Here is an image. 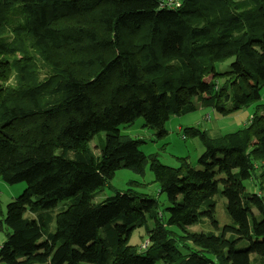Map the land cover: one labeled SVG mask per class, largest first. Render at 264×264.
Wrapping results in <instances>:
<instances>
[{"label": "trees", "instance_id": "obj_1", "mask_svg": "<svg viewBox=\"0 0 264 264\" xmlns=\"http://www.w3.org/2000/svg\"><path fill=\"white\" fill-rule=\"evenodd\" d=\"M263 85L264 0H0V179L26 184L0 220V264H264V103L236 131L187 127L204 148L195 167L146 156L119 128L141 117L161 136L171 116L227 115ZM146 167L161 211L132 189L92 205L118 169ZM216 195L230 223L215 219ZM205 218L210 230L187 228Z\"/></svg>", "mask_w": 264, "mask_h": 264}, {"label": "rangeland", "instance_id": "obj_2", "mask_svg": "<svg viewBox=\"0 0 264 264\" xmlns=\"http://www.w3.org/2000/svg\"><path fill=\"white\" fill-rule=\"evenodd\" d=\"M231 60H227L225 63L216 64V70L218 72H224L229 69V63ZM36 70L38 79L42 80L50 76L51 70L48 66L43 64L41 60H36ZM14 74L9 79V84H14ZM210 75L206 77L208 80ZM225 78L215 79V84L219 87ZM51 101L52 95H49ZM264 103V85L260 90V99L256 102L250 103L247 106L239 108L227 115H221L212 109L200 108L194 112L176 116L173 115L165 123V134L158 136L156 130L144 125L143 118L136 119L133 123L120 126V134L124 139H135L140 143L139 149L146 155H155L156 158L163 164L169 166L178 165V157H185L191 166H196L198 157L203 153L204 148L198 136H185V130L187 127H199L205 129L208 136L214 137L220 134L239 130L248 125L250 117L255 112L257 105ZM185 136L183 138L182 136ZM104 132H100L94 136L90 141V148L97 153L96 145L100 140H104ZM260 172V168H257V174ZM26 187L25 182H18L14 184H8L0 179V220L5 215L6 205L13 198L18 197L23 193ZM132 189L138 193V196L145 202L147 199H155L156 209L161 211L168 202L164 193H159L158 184L153 181L152 173L149 168H145L143 176L137 175L128 169H118L113 178L109 180L101 189L94 193L91 200L92 205H96L105 197L113 195L116 191H126ZM246 189L252 192L260 193L259 181L252 179L246 184ZM216 200L214 217L218 220L219 224L230 223V218L225 207L226 199L220 195L214 197ZM68 203V200L58 202L57 210L61 207V204ZM164 212V211H163ZM159 214V213H158ZM52 223L51 227H53ZM3 226V225H2ZM191 231L206 232L211 229L208 219L200 220L187 227ZM5 240V234L0 229V244ZM130 245L138 246L140 250L147 245V237L143 228H135L129 239ZM210 258H212L210 256ZM214 264H217L216 261Z\"/></svg>", "mask_w": 264, "mask_h": 264}, {"label": "built area", "instance_id": "obj_3", "mask_svg": "<svg viewBox=\"0 0 264 264\" xmlns=\"http://www.w3.org/2000/svg\"><path fill=\"white\" fill-rule=\"evenodd\" d=\"M183 138H185V136H182Z\"/></svg>", "mask_w": 264, "mask_h": 264}]
</instances>
